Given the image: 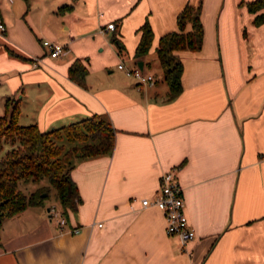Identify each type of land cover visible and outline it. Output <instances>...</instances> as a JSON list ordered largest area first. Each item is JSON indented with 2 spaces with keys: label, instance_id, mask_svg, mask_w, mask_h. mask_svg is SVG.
I'll return each mask as SVG.
<instances>
[{
  "label": "crops",
  "instance_id": "0c3cea01",
  "mask_svg": "<svg viewBox=\"0 0 264 264\" xmlns=\"http://www.w3.org/2000/svg\"><path fill=\"white\" fill-rule=\"evenodd\" d=\"M253 1L0 0L5 114L11 99L19 123L43 132L93 114L116 129L112 154L76 161L82 201L63 229L46 202L3 222L0 264H264V23L254 24ZM188 4L202 5L203 44L176 52L183 91L169 100L163 69L142 86L119 64L153 75L160 39L179 31ZM146 22L152 46L137 59ZM44 41L66 53L51 57ZM77 60L84 84L69 75ZM173 168L196 232L186 247L151 205Z\"/></svg>",
  "mask_w": 264,
  "mask_h": 264
},
{
  "label": "trees",
  "instance_id": "16d2710c",
  "mask_svg": "<svg viewBox=\"0 0 264 264\" xmlns=\"http://www.w3.org/2000/svg\"><path fill=\"white\" fill-rule=\"evenodd\" d=\"M248 8L257 13L254 24L264 23V0L249 2ZM202 5L188 4L178 15L179 31L161 37L157 48L164 80L169 86L168 99L178 97L182 91L183 63L176 52L190 49L198 51L203 44L204 28L201 21ZM190 30H187L188 26ZM140 42L135 57L142 59L152 46L153 30L146 22L139 30ZM119 53L124 45L115 38ZM70 77L84 84L87 69L79 60L69 70ZM7 112L0 116V230L3 222L31 206L44 203L50 187L41 186L27 194L22 183L40 184L47 179L56 190L63 214L77 211L81 197L72 170L77 160L112 154L116 129L108 114L90 117L66 126L43 132L36 124L21 125L18 121L20 107L16 100L7 99ZM46 193V196L43 194Z\"/></svg>",
  "mask_w": 264,
  "mask_h": 264
},
{
  "label": "built area",
  "instance_id": "2783aa9c",
  "mask_svg": "<svg viewBox=\"0 0 264 264\" xmlns=\"http://www.w3.org/2000/svg\"><path fill=\"white\" fill-rule=\"evenodd\" d=\"M0 29L4 30L5 27L0 23ZM107 29H115V24L110 23ZM44 46L48 49L51 57L56 58L66 53V47L62 44L44 41ZM128 76H132L138 85H154L155 78L150 73H145L139 66L127 67L125 64H119ZM179 170L173 168L172 170L162 174L160 178V187L156 193L152 206L160 209L166 218V233L168 235H175L179 238L181 245L186 247L189 242L193 241L196 237V232L189 222L186 214V202L183 196V188L179 182ZM50 218L56 220L61 229L67 224L65 215L53 206L49 210ZM80 229L75 228L73 233H79Z\"/></svg>",
  "mask_w": 264,
  "mask_h": 264
},
{
  "label": "rangeland",
  "instance_id": "374dc122",
  "mask_svg": "<svg viewBox=\"0 0 264 264\" xmlns=\"http://www.w3.org/2000/svg\"><path fill=\"white\" fill-rule=\"evenodd\" d=\"M151 71H152L155 78L158 77L159 79H162V76H163L162 75V67L160 66V64L158 66L153 65V68L151 69ZM146 72H148L147 68L145 69V73ZM5 111L6 110L3 108L2 101L0 99V115H4ZM41 186L50 187L49 195H48V197L45 198L44 202L49 203L50 205H56L57 208H60L59 202H58L57 196H56V190L54 189V187L51 186V184L49 183V181L47 179L43 180L40 184H37L34 182H28V183H22L21 184V188L27 194L36 191Z\"/></svg>",
  "mask_w": 264,
  "mask_h": 264
},
{
  "label": "water",
  "instance_id": "95a60500",
  "mask_svg": "<svg viewBox=\"0 0 264 264\" xmlns=\"http://www.w3.org/2000/svg\"><path fill=\"white\" fill-rule=\"evenodd\" d=\"M139 67H140L141 69H143V62H140V63H139ZM46 195H47L46 193L43 194V196H46Z\"/></svg>",
  "mask_w": 264,
  "mask_h": 264
}]
</instances>
